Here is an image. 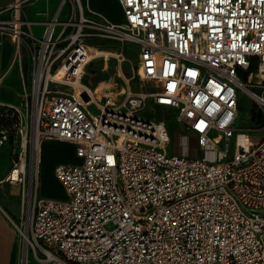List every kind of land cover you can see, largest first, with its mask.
Instances as JSON below:
<instances>
[{"label": "built area", "instance_id": "obj_1", "mask_svg": "<svg viewBox=\"0 0 264 264\" xmlns=\"http://www.w3.org/2000/svg\"><path fill=\"white\" fill-rule=\"evenodd\" d=\"M27 1L0 8L13 63L21 70L23 47L28 65L18 104L0 103L23 246L26 235L41 262L60 264H264V136H253L264 131V0H117L122 22L60 0L40 35ZM102 41L119 45L99 55L115 57L122 77L103 92L84 83ZM127 43L137 60L125 78ZM134 76L150 87L134 91ZM243 93L255 126L237 125ZM147 101L173 109L201 155L169 153L166 121L140 113ZM50 139L80 159L53 166L64 198L43 191Z\"/></svg>", "mask_w": 264, "mask_h": 264}, {"label": "crops", "instance_id": "obj_2", "mask_svg": "<svg viewBox=\"0 0 264 264\" xmlns=\"http://www.w3.org/2000/svg\"><path fill=\"white\" fill-rule=\"evenodd\" d=\"M12 0H0V8L9 4ZM60 0H29L25 3V15L32 21L31 29L35 35H40L43 30V23L55 12ZM117 1V0H116ZM118 3V1H117ZM114 0H88V11L96 12L112 21H118L122 10ZM68 6L65 4L59 14L60 20L65 18ZM4 16L6 15L3 13ZM18 46L8 36L0 34V103L18 104L22 89V80L28 78V65L25 49L22 47V68L13 63ZM111 85V84H109ZM52 143L56 149L54 154L55 163H76L80 159L75 155L74 144L55 139L45 140L42 145V161L48 143ZM10 147L5 143L0 147V165L6 164L4 169L0 168V264H60L58 262H41L35 254L24 249L21 236L16 231L14 223H22V203L20 200V187L17 184H10L3 181L9 167ZM43 173V170H42ZM58 181V180H57ZM59 182V181H58ZM5 183L8 185V192H5ZM44 194L49 197H58L57 193L45 188Z\"/></svg>", "mask_w": 264, "mask_h": 264}, {"label": "rangeland", "instance_id": "obj_3", "mask_svg": "<svg viewBox=\"0 0 264 264\" xmlns=\"http://www.w3.org/2000/svg\"><path fill=\"white\" fill-rule=\"evenodd\" d=\"M117 3L116 0H114ZM84 12L94 18H98L96 12H90L87 9L88 4H85V0H82ZM118 4V3H117ZM123 17H121L117 22H122ZM104 45L102 46L103 51H115L118 50L119 45L111 41H102ZM93 43H99L97 40H93ZM125 60L120 62V70L125 78L131 75V68L135 66L137 60L135 46L131 43L125 44ZM118 61L115 57L109 55L106 59L104 57H98L92 59L87 68L84 76V83L90 85L91 87H98L102 92L107 89L109 84L113 85L115 83H121L122 77L118 74ZM129 84L134 91H140L146 88H149L150 85L146 82L140 81L137 76H134L132 80H129ZM79 88H77V91ZM90 110L93 113H96L94 106L90 107ZM141 114L155 119H164L168 125L170 135H171V145L168 147L169 153L173 151H183L188 153L190 156L196 157L201 155L197 149L192 138L186 137L189 133L185 127L177 122L174 117L173 109L169 107L157 106L150 101H147L145 107L140 111ZM257 116V110L255 103L247 97L246 94L241 95L240 101V110H239V119L237 121L238 127H248L255 126L256 120L254 119ZM253 136H264V131L255 132ZM55 148L50 142L46 147L44 155V164H42L43 170V180L45 181V188L49 191L57 193L60 198L65 197L64 189L60 182L54 177L53 166L55 163L54 152ZM6 164L0 165L1 169H4ZM5 192H8V185L5 183ZM3 192L0 191V194ZM23 214V211H22ZM18 222V225L23 224ZM30 250V248H29Z\"/></svg>", "mask_w": 264, "mask_h": 264}, {"label": "bare ground", "instance_id": "obj_4", "mask_svg": "<svg viewBox=\"0 0 264 264\" xmlns=\"http://www.w3.org/2000/svg\"><path fill=\"white\" fill-rule=\"evenodd\" d=\"M90 50H91V53H93V54L96 53V57H95V58L100 57L101 55H99V54H102V53L108 54L107 52L103 51V49L100 48V47H92V46H90ZM76 91H77V89H76ZM104 91H105V90H104ZM240 140H242L241 137H240ZM24 249H25L26 252H27L25 256H27V254H28V250H29V242H28V240H27L26 235H25V239H24Z\"/></svg>", "mask_w": 264, "mask_h": 264}, {"label": "trees", "instance_id": "obj_5", "mask_svg": "<svg viewBox=\"0 0 264 264\" xmlns=\"http://www.w3.org/2000/svg\"><path fill=\"white\" fill-rule=\"evenodd\" d=\"M254 119H255L256 121H258V120H257V119H258V118H257V116H255V118H254Z\"/></svg>", "mask_w": 264, "mask_h": 264}]
</instances>
